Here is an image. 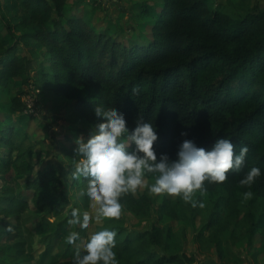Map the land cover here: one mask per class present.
<instances>
[{
  "label": "trees",
  "instance_id": "trees-1",
  "mask_svg": "<svg viewBox=\"0 0 264 264\" xmlns=\"http://www.w3.org/2000/svg\"><path fill=\"white\" fill-rule=\"evenodd\" d=\"M69 1L22 0L29 18L23 16L15 24L7 18L0 22V30L4 28L13 41L5 46L0 38V91L12 90L15 79L24 83L9 100L12 112L26 111L23 96L29 93L26 88L33 79L37 90L73 104L70 122L86 133L106 123L95 118L98 106L123 112L130 129L138 117L153 123L158 132L153 145L158 158L165 153L175 159L184 139L209 149L217 138L227 136L237 152L243 145L249 149L239 172L230 170L225 182H205L206 190L195 193L203 208H194L179 197L157 206L149 193L122 196L123 210L153 222L135 236L120 218L102 222L98 230L108 227L117 232L114 251L119 264H195L194 256L170 254L178 237L171 222L204 217L211 234L206 237L203 233L197 241H209L220 257L227 233L239 239L248 235L251 241L257 235L264 237V9L235 15L228 8H212L207 0H161L160 11L152 20L151 42L125 45L106 27L69 15ZM19 30L23 34L18 37ZM21 42L33 55L43 56L32 62L19 55ZM8 118L4 115L0 125ZM13 136L11 128L3 126L0 148L5 147L8 154L0 160V176L7 181L28 180L18 192L11 188L0 192L1 215L18 225L14 245L2 249L5 264H21L34 251L35 235L25 224L32 207L44 217L67 215V219L75 207L62 169L39 172L31 179L33 151L15 154ZM75 150H67L63 162L70 176ZM252 167H258L261 176L251 185H241ZM146 178L153 181L154 174ZM77 185L86 189L85 181H73L72 188ZM245 192L252 197L245 200ZM207 196L212 199L206 201ZM81 202L88 210L86 198ZM60 227L54 237L59 236ZM72 231L79 233L81 242L89 233L79 228ZM3 236L0 232V242ZM66 247L68 259L50 264H72L77 248Z\"/></svg>",
  "mask_w": 264,
  "mask_h": 264
},
{
  "label": "rangeland",
  "instance_id": "rangeland-1",
  "mask_svg": "<svg viewBox=\"0 0 264 264\" xmlns=\"http://www.w3.org/2000/svg\"><path fill=\"white\" fill-rule=\"evenodd\" d=\"M75 1L78 4H75ZM207 3L214 9L227 10L228 8L235 15H243L254 8L264 9V0H207ZM161 6V0H70L67 13L91 20L99 28L106 27L122 44L131 45L133 42H138L145 45L152 40V20L159 13ZM146 10L149 13L145 12ZM23 16L29 18V14L22 6V0H0V22L7 18L13 24L19 23ZM22 34L21 30L16 32L18 37ZM0 38L5 46L13 43L4 28L0 30ZM37 46L34 45V47ZM18 48V54L29 57L32 62L35 61V58L43 56V53L33 55L32 49L26 48L23 42ZM33 65L30 68L32 76L36 73V63ZM21 87L24 88L23 80L15 79L12 90L0 91V119L2 121L4 115L9 116L8 119L3 120L0 131L3 126L9 127L13 131L15 154L17 151L26 149L33 151L29 159V163L35 168L31 179H35L39 172L62 169L67 176L65 183L67 192L72 196V205L74 204L82 213L88 211L81 202L80 193L84 191L83 188L80 185L72 188L73 180L69 170L64 168L63 162L66 160L65 152L72 147L77 148L76 139L83 137L87 140L93 131L86 133L83 127L72 126L70 116L73 112V104L48 95L45 91L37 90L34 87L33 79L30 80L26 88L29 93L23 96V100L27 104L26 111L23 113L12 112L9 100ZM8 134H10L9 131ZM7 154V149L1 147L0 160ZM27 180L26 178H17L14 181H7L3 176H0V192L9 188L18 192L19 189L24 188ZM144 193H148V191L139 189L135 195L139 197ZM152 196L155 198L157 206H160L165 200L177 198L167 194ZM211 199V196L205 197L206 201ZM2 204L0 201V232L4 233L0 242V264H5L2 259V249L14 245L18 225L16 220L6 219L1 215ZM50 218H54V222ZM120 219L125 222L131 236L148 230L153 222L152 219L141 220L123 209ZM25 224L34 233L36 243L34 251L28 254L21 264H50L68 259L69 253L65 240L70 229L67 226V215L44 217V215L35 212L32 207L30 212L25 215ZM101 225L102 223L99 225L90 224L88 230L89 232L97 231ZM170 226L174 234L178 233L170 254L194 256L196 257L195 264H264V237L261 235H257L251 241L248 235L239 239L231 232L225 234L222 241L225 249L223 256L220 257L209 241H197L199 235L204 233L206 237H209L211 234L204 217L185 222H171ZM59 227L60 234L54 237ZM44 239L46 240L44 241ZM47 241H50V244ZM157 253L160 255L159 251Z\"/></svg>",
  "mask_w": 264,
  "mask_h": 264
},
{
  "label": "clouds",
  "instance_id": "clouds-1",
  "mask_svg": "<svg viewBox=\"0 0 264 264\" xmlns=\"http://www.w3.org/2000/svg\"><path fill=\"white\" fill-rule=\"evenodd\" d=\"M94 114L97 121L106 123L93 126V133L87 140L79 137L75 141L77 148L71 179L86 182V189L80 196L88 201V211L82 213L74 207L67 219L70 231L65 244L77 248L72 264H119L114 251L115 230L103 227L91 231L81 242L79 233L71 229L85 231L90 224L119 219L122 196L146 189L151 195L167 194L179 197L194 208H203L204 203L194 198L195 193L202 194L206 190L205 182H225L230 170L239 172L249 151L243 145L237 152V146L227 136L217 138L209 149L184 139L178 145L175 159L165 153L158 158L153 147L158 132L153 123L138 117L135 127L130 129L124 113L116 108L106 111L98 106ZM149 174H154L152 182L146 178ZM261 174L258 167H252L240 184L251 185ZM243 195L245 200L252 197L251 192ZM50 220L54 222V218Z\"/></svg>",
  "mask_w": 264,
  "mask_h": 264
},
{
  "label": "crops",
  "instance_id": "crops-1",
  "mask_svg": "<svg viewBox=\"0 0 264 264\" xmlns=\"http://www.w3.org/2000/svg\"><path fill=\"white\" fill-rule=\"evenodd\" d=\"M75 4H78V2L77 1H75ZM77 16V15H76ZM78 17V16H77ZM94 24V23H93Z\"/></svg>",
  "mask_w": 264,
  "mask_h": 264
}]
</instances>
